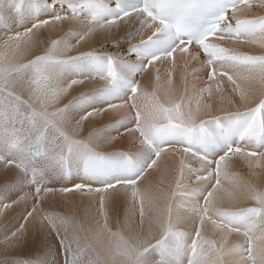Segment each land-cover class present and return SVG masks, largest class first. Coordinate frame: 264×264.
I'll use <instances>...</instances> for the list:
<instances>
[{"label": "snow or ice", "instance_id": "6c2138e0", "mask_svg": "<svg viewBox=\"0 0 264 264\" xmlns=\"http://www.w3.org/2000/svg\"><path fill=\"white\" fill-rule=\"evenodd\" d=\"M254 7L264 8V0H0V168L14 177L0 186V215L24 202L23 219L48 222L60 240L65 264H184L185 258L187 264H264V189L235 182L228 171L237 160L249 169L264 162V54L222 46L230 41L264 48V15H254ZM129 20L140 27L125 40L145 31L150 35L129 44L126 53L104 50L121 41L79 50L87 37ZM65 21L81 27L59 39H42L43 29ZM41 45L39 54L29 56ZM177 58L185 67L199 63L206 73L203 88L175 93ZM157 61L171 68L163 85L156 69L149 91L137 77ZM224 77L240 107L212 115L211 97L214 91L223 94L217 81ZM89 80L99 86L60 106L69 89ZM228 103L236 107L232 100ZM109 112L118 113L119 119L79 138L85 120ZM113 131L130 136L132 150L98 151L117 139L104 135ZM169 155L179 159L178 168L162 167ZM186 159L196 163L186 164ZM149 170L164 176L175 172L171 193L159 185L142 186ZM185 173L189 180L195 177L196 187H182ZM222 179L229 188L221 187ZM63 181L74 183L51 186ZM56 191L98 198L93 223L86 230L79 227L83 236L61 237L57 223L67 219L40 216L44 197ZM13 192L24 194L11 200ZM125 197L132 213L125 227L118 223L114 231L108 209ZM225 198L251 206L217 207ZM137 210L139 220L133 223ZM190 219L198 221L194 235L180 227ZM206 222L221 233L219 245L204 235ZM24 229L21 224L6 236L5 245L18 243ZM232 234L243 239L229 244Z\"/></svg>", "mask_w": 264, "mask_h": 264}, {"label": "bare ground", "instance_id": "6f19581e", "mask_svg": "<svg viewBox=\"0 0 264 264\" xmlns=\"http://www.w3.org/2000/svg\"><path fill=\"white\" fill-rule=\"evenodd\" d=\"M259 0H255V3H258ZM254 15H264V8H255L254 7ZM122 26L127 25V31L130 30L131 32V26L133 23L131 20L127 22V24H124L123 22L121 23ZM120 24V26H121ZM81 26L75 23H70V22H62L60 24H57L55 27L48 26L45 29L42 30L43 32V37L42 39L45 40H51V39H59L65 32L69 29L73 30H79ZM119 28V27H118ZM115 27H112L111 30H101L98 31L97 33H94L90 37H87L84 41L81 42V44L78 46L79 50L81 51H91L95 47V44L97 41L101 39V36L105 35L104 33L106 31H113L115 30ZM122 29V28H120ZM133 29H136V26H133ZM22 31V29H19ZM118 30V29H117ZM124 31V30H123ZM111 34V33H109ZM4 34L0 32V36H3ZM106 36V35H105ZM136 37V36H135ZM135 37L130 39V42L135 39ZM109 39V38H107ZM103 40V39H102ZM101 40V41H102ZM106 41V40H105ZM100 42V41H99ZM70 43L75 44L76 42L70 41ZM226 47L227 48H235L236 50H249L251 54H264V48L258 47V46H250L248 45L249 49H242L240 44H235L232 42H226ZM43 48V45H41L39 48H34L31 53H29V56L33 54H39L40 50ZM75 54V51L73 53ZM159 68V76L161 78V84H166V79H167V71L171 68L170 66H167L164 63L157 62L154 67L150 69V71L145 72L140 75L139 81L141 82L142 86L149 91L152 90L154 82H155V76H156V69ZM196 69H200L198 72L195 71ZM185 81V82H184ZM203 81H206V73L204 72L203 69L200 68L199 63H190L187 67L184 66L183 61H181L179 58H177V67L173 70V86L175 93L177 95L183 93L185 87L191 91L193 87L199 89L204 87ZM218 83H222V92L218 93L217 95V103L214 104L213 101L215 100V92H213V96L211 97V104H212V115H222L225 111L227 112H235L237 108L240 107L239 101L237 102V99L239 100V97L237 96L235 100H232L236 107H233L232 104H229L227 100L229 98L228 94L232 93L230 84L223 79L221 81H217ZM99 86L98 81H85L83 85H77L73 86L72 89H69V92L61 98L60 106H63V104L68 103V101L72 100L74 97L79 96L81 93H84L88 90L95 89L96 87ZM215 87V84L213 85V89ZM233 95V94H232ZM203 102L207 103L209 102L208 95L205 93L204 94V99ZM243 110V109H241ZM205 119L208 117L205 116ZM119 119V114L116 112H109L104 114L103 116H97L94 118H89L88 120H85L83 122L81 131L79 132V138H87L88 134L93 132L96 129L102 128L105 125L110 124L111 122H114L115 120ZM73 124H75V121H73ZM104 135H110V136H117V133L115 131L111 132L110 134H104ZM98 151L110 153V152H128L132 150V140L130 136H117V139L112 140L110 143H105L103 144L100 148L97 149ZM171 153V151H169ZM164 161L166 164H162V167L168 166L172 169L178 168L179 165V159H173L171 155L164 157ZM186 164H195V160H185ZM199 167V165H196ZM2 169V168H1ZM0 169V185L5 184V182H10L12 179H14L13 175L9 172L8 174L5 173V170ZM235 169L237 173V182L240 183H251L255 186H258L259 188L264 189V162L261 163V166L259 168L255 169H249L248 165L243 162L242 160H237L234 163H232L231 167L228 169L230 173ZM188 173H185V179L183 182L182 187L185 189L193 188L196 187L197 185L193 183L192 181L195 180V177L193 176L191 180L188 179ZM175 172L172 171L170 175L164 176L162 172H157L153 170H149L144 178H143V185L142 186H156L159 185L161 188L166 190L168 193H171V191L175 188ZM163 180V183L161 181ZM75 183L80 182L79 180L74 181ZM73 181H63L60 183H55L54 188L59 189L61 187H71ZM212 183H215V180L212 181ZM169 184H171V187H169ZM222 188H229V183L228 180L222 179ZM25 191V190H24ZM18 195H23L22 192H13L10 193L11 200L15 198L16 194ZM73 193V192H71ZM52 195V193H50ZM50 194H47L44 197L43 204H42V211L40 212V216L42 217L44 214H49L52 215L48 212V210H53L57 212H61L65 215V218L67 219L68 223L70 222L73 227H76L78 230V234L81 236L84 235V233H81L79 231V227H83L85 230L88 228L90 224L93 223L94 218L97 215L98 211V198L93 200L90 198L88 195H85L81 192H74V194H61L60 197L56 196L54 193V196H50ZM206 194V193H205ZM17 195V196H18ZM19 198V196L17 197ZM11 200H6L4 203L11 201ZM228 200L227 198L221 200L216 204L217 207L221 208H238V207H248L251 206V202H241V203H232L227 204L226 206L224 205V201ZM200 203H203V197H201ZM2 206V204H0ZM24 207L25 204L24 202H21L19 205L14 206L12 208H8L4 210L3 215H0V224L2 225L6 221H8L12 216L19 215L20 217L23 218L26 213L24 212ZM27 207L31 209L32 207V201L29 199L27 201ZM176 209L180 210V203L178 202L176 205ZM109 211V217H110V225L112 226L113 230L115 231L118 223L121 228L125 227V220L126 217L130 216L132 213V204L131 200L127 197L123 199H118L113 205H111L108 209ZM88 214V215H86ZM58 215V213H57ZM54 216V215H52ZM135 216H138V219L133 217V223L138 222L139 220V212L138 210L135 212ZM55 217V216H54ZM14 220V219H13ZM12 220V221H13ZM25 221V220H24ZM22 220L19 221L18 227H20V223ZM198 221L195 220H188L186 223L181 224L180 227L185 230L186 232L190 233L191 235H194V227L195 223ZM28 223L26 226V231L25 234L27 235L30 240L35 239L36 240V233L38 232L35 230L37 228V223H39V220L33 221L31 218L26 222ZM59 223H57L58 225ZM43 225H48V222L45 220L43 221ZM3 226V225H2ZM51 227V226H50ZM70 227V226H69ZM28 229V230H27ZM39 229V226H38ZM68 229V228H67ZM66 229V230H67ZM25 230V229H24ZM39 231V243H35V241H30L31 244H34V246H31L29 249L36 250L40 254H45L47 253L49 247L51 244L54 245L53 249L56 253L59 252L58 244L60 246V240H58L56 243L52 239L51 231L53 233V236L57 238L56 232H54L51 228V231H49L46 227L43 229H40ZM13 231H11L12 233ZM11 233L8 235L10 236ZM73 233V232H72ZM41 234L44 236L41 237ZM74 234V233H73ZM2 235V233H1ZM79 235V236H80ZM204 235L206 237H209L216 241L217 245L222 240L221 233L217 230L214 229V226L211 225L210 223L206 222L204 226ZM70 237H72L69 234ZM76 237V236H75ZM1 238V237H0ZM5 239V237L3 236ZM2 238V239H3ZM44 238L46 242L43 241ZM243 237L237 235V234H232L228 238V243L231 244L233 242H236L238 240H242ZM19 243L16 245L12 246H5L3 245V252L0 253V259L1 261L2 258L5 257H10L11 254L16 250V248L19 246H22V238L19 239ZM28 241V240H27ZM28 241V242H29ZM84 242V241H83ZM25 243V241H24ZM190 243V241H189ZM3 244V243H2ZM29 244V243H28ZM45 244H48L47 248ZM30 246V245H29ZM45 246V247H44ZM52 246V245H51ZM15 247V249L13 248ZM23 247V246H22ZM25 247V246H24ZM61 247V246H60ZM75 247V246H74ZM25 252V253H24ZM64 252V251H63ZM17 253V255H16ZM27 250L26 248H18V251L13 254V256H26ZM27 257V256H26ZM16 258V257H15ZM38 258V257H36ZM10 259V258H9ZM17 259V258H16ZM21 261V260H20ZM184 264H187V259H184Z\"/></svg>", "mask_w": 264, "mask_h": 264}, {"label": "rangeland", "instance_id": "374dc122", "mask_svg": "<svg viewBox=\"0 0 264 264\" xmlns=\"http://www.w3.org/2000/svg\"><path fill=\"white\" fill-rule=\"evenodd\" d=\"M133 25V24H132ZM135 27V26H134ZM116 29L115 30H113L112 32L111 31H106L104 34L106 35H103V37L101 36V39L99 40V41H97L96 42V44H95V47L93 48V49H97V48H99L101 45H111L112 43H114V42H116V41H121V43H120V45L118 46V47H116V48H112V47H105V51L106 52H109L108 50H110L111 52H114V53H117V52H121V51H123L124 52V50H125V45H126V43L127 42H130V40H125V37H127L128 36V34L130 33V30L129 31H127L126 32V30H127V25H124V27L122 26V24H121V26H119V28H117V27H115ZM120 28H122V29H120ZM133 28V27H132ZM118 29V30H117ZM69 30H73V29H69ZM69 30H67L66 32H68ZM124 30V31H123ZM65 32V33H66ZM131 32H134V29L131 31ZM109 33H111V34H109ZM64 35V34H63ZM62 35V36H63ZM107 38H109V39H107ZM103 39V40H102ZM102 40V41H101ZM106 40V41H105ZM132 40V39H131ZM72 41H74L75 42V40H72ZM241 45V48L242 49H249L248 48V45H242V44H240ZM107 49V50H106ZM241 51H245V52H250L249 50H241ZM185 82V81H184ZM91 90H93V89H91ZM91 90H88V91H91ZM88 91H86V92H88ZM233 93H230V94H228V96H229V98L227 99V100H235L236 99V97L237 96H235L234 94L232 95ZM217 95L218 94H216L215 93V100L213 101V103L214 104H216L217 103ZM239 100L237 99V102H238ZM111 123H113V122H111ZM110 123V124H111ZM1 169V168H0ZM3 169V168H2ZM1 169V170H2ZM4 170V169H3ZM232 174H234V181L235 182H237V173H236V171H235V169L232 171ZM188 175V174H187ZM4 185V184H3ZM0 186H2V185H0ZM52 187H54V185H51ZM190 189V188H189ZM31 190L30 189H28V188H25V192H30ZM55 194H56V196H58V197H60V195L61 194H74V192L73 193H71V192H69V193H60L59 191H56V192H54ZM54 193H52V195L50 194V196H54ZM24 194V193H23ZM18 193L15 195L16 197L15 198H13V200H16V199H18L17 197L18 196H21V195H18ZM32 201V200H31ZM11 201H8V202H6V203H10ZM227 204H230V201L229 200H225L224 201V205L226 206ZM0 207H2V206H0ZM48 212L50 213V214H52V215H54L55 217L56 216H58V217H62V218H65V215L63 214V213H61V212H57V211H53V210H48ZM57 213H58V215H57ZM135 218H137L138 219V216H134ZM14 219V220H13ZM13 220V221H12ZM20 220H22V222L20 223V224H28V223H26L25 221H24V219L22 218V217H20L19 215L17 216V215H15V216H12L8 221H6L5 223H3L2 225L0 224V253L1 252H3V245H5V243H4V238H3V236L4 237H6V236H8L10 233H11V231H16L17 229H19L20 227H18V223H19V221ZM25 225V230H24V233H23V235L20 237V239L22 238V246H19L18 245V247L16 248V250L11 254V256L10 257H5V258H2V260H9V261H16V260H21V261H29V260H31L32 261V264H65V254H64V252H63V249L59 246V244H58V248H59V252H57L56 251V253H55V251H54V249H53V247H54V245L53 244H51L50 245V247H49V249H48V251H47V253H45V254H40V255H38L39 253L38 252H36V250H34L33 249V252H32V250L31 249H29L31 246H34V244H31L30 243V241H35V243H39V239H38V236H39V231H41L40 229H42V227H43V229L46 227L49 231H51V227H50V225L48 224V225H43V223H40V221H39V223H37V228H35V230H37L38 232H35L36 233V240L35 239H33V240H30V238H28L27 237V235L25 234V231H26V226ZM38 226H39V229H38ZM70 226V227H69ZM57 227H58V229H59V231H60V234H61V237H63L65 234H67V236H68V238L69 239H74L75 238V236H79L80 234H78V230H77V228L76 227H73V225L69 222H67V223H65V224H58L57 225ZM68 228V229H67ZM67 229V230H66ZM28 230V229H27ZM74 234H73V233ZM1 233H2V235H1ZM69 234L72 236V237H70L69 236ZM51 237H52V239L55 241V243L59 240L58 238H55L54 236H53V233H52V231H51ZM44 235L43 234H41V237H43ZM81 236V235H80ZM3 238V239H2ZM43 239V241L44 242H46V240L44 239V238H42ZM29 242H28V241ZM24 241H25V243H24ZM20 242V241H19ZM18 242V243H19ZM82 243H83V241H81ZM3 243V244H2ZM18 243H15L14 245H16V244H18ZM29 243V244H28ZM13 245V246H14ZM30 245V246H29ZM48 244H45V246H46V248L48 247L47 246ZM6 246V245H5ZM25 246V247H24ZM44 246V247H45ZM75 246V244L73 245V247ZM19 247H21V248H26V250H27V254L28 255H26V256H13V254H15V252L16 251H18V248ZM35 247V246H34ZM14 249H15V247H13ZM25 253V252H24ZM16 255H17V253H16ZM17 259H16V258ZM36 257H38V258H36ZM10 258V259H9ZM85 260H87V257H85ZM0 261H1V259H0Z\"/></svg>", "mask_w": 264, "mask_h": 264}]
</instances>
